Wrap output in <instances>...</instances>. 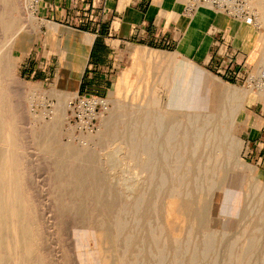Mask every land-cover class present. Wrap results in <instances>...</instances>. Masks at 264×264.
Instances as JSON below:
<instances>
[{"label": "rangeland", "instance_id": "1", "mask_svg": "<svg viewBox=\"0 0 264 264\" xmlns=\"http://www.w3.org/2000/svg\"><path fill=\"white\" fill-rule=\"evenodd\" d=\"M26 3L0 0L3 53L11 70L1 78L0 111L11 124L0 136V167L9 166L8 176L19 182L30 236L15 250L0 214V256L10 264L18 254L25 264H264V157H255L247 143L249 125L264 112V0L250 2L258 28L242 32L248 61L222 32L211 43L207 65L195 63L196 54L189 58L187 49L173 58L180 46L127 49L112 87L102 95L92 134L66 121L65 102L73 91L19 74L12 49L40 24L27 22ZM205 9L186 15L181 41L187 39L186 46L196 41V53L206 44V38L198 43L204 34L195 29ZM48 30L52 41L59 36L63 42L60 69L63 61L76 62L78 54L63 57L65 34H54L50 25ZM87 41L85 36L82 42ZM221 42L232 55L229 63L218 55ZM172 68L187 97L180 107L172 106L162 79ZM190 96L200 97L195 110L188 106ZM228 107L236 109L232 119ZM61 111L65 120L57 118L49 134L46 125ZM214 134L230 136L228 144L214 143ZM263 138L260 130L256 141Z\"/></svg>", "mask_w": 264, "mask_h": 264}, {"label": "crops", "instance_id": "2", "mask_svg": "<svg viewBox=\"0 0 264 264\" xmlns=\"http://www.w3.org/2000/svg\"><path fill=\"white\" fill-rule=\"evenodd\" d=\"M185 2L186 0H39L35 5L39 26L25 32L19 38L18 45L12 49L16 53L18 72L41 86H56L61 65L60 42L59 36L51 40L48 29L49 25H57L66 37L63 57L79 55L77 61L81 68L76 79V93L105 95L112 87L115 73L130 47H158L174 51L180 46L188 21L183 13ZM201 8L203 7H198L192 13L193 17ZM232 21L213 12L209 17H200L195 23V29L197 32L202 30L204 36L199 38L198 43L206 38V44L198 53L195 52L196 41L187 46L182 45L184 49L192 51L189 58L192 59L196 54L195 63L211 64V43L222 32L230 39L231 46L248 61L242 32L250 25L239 22L241 26L238 27L235 23L237 21ZM85 36L88 44L82 42ZM260 130L264 131V112L261 113V121L253 122L247 129V143L251 146L248 151H254L255 157L259 158L264 157V138L262 142L256 141Z\"/></svg>", "mask_w": 264, "mask_h": 264}, {"label": "bare ground", "instance_id": "3", "mask_svg": "<svg viewBox=\"0 0 264 264\" xmlns=\"http://www.w3.org/2000/svg\"><path fill=\"white\" fill-rule=\"evenodd\" d=\"M30 1V2H29ZM26 3L25 4V8L27 10V22H31V23H35L36 22V19L37 17L35 16V10L32 9V4H31V0H26ZM251 2V0H250ZM33 3V2H32ZM34 4V3H33ZM35 5V4H34ZM19 6V5H18ZM20 8V7H19ZM32 10V11H28V10ZM20 10V9H19ZM25 10V11H26ZM214 11H212V9L210 8H207L205 10H203V12L201 13L202 16H209V14ZM22 15V14H21ZM227 16V15H226ZM230 20H233V21H237L236 19H233L231 17H229ZM262 20H263V16H262ZM185 21V20H184ZM225 22V21H224ZM239 22V21H237ZM241 23V22H240ZM223 24V23H222ZM4 25H8V23H4ZM223 26V25H222ZM246 27H249L250 26H246ZM253 27V26H252ZM18 31L17 32H20V30L23 29V27H17ZM3 30V29H2ZM50 30L52 32L55 33H59L58 35H60V33L63 34V32L61 31V28L58 27L57 25H50ZM51 32V33H52ZM53 34V35H54ZM84 43V42H83ZM86 43V42H85ZM185 43V44H184ZM187 43V39L183 41V43L180 45V48L178 49V51L176 53H174L173 55H171L173 58H181V55H182V52H183V49L184 47L182 45H186ZM87 44H88V41H87ZM4 32L3 31H0V87H1V83L2 85L4 84L3 81L1 80L2 76L4 77V74L8 71L11 72L10 68L8 69V63H7V58L9 55H6L3 53V49H4ZM81 51V50H80ZM78 57L79 55H76V62H68V61H63L64 63V68L62 67L60 69V73L58 75V78H57V83H56V86L61 88V90L65 91V93L69 90L73 91V93L76 94V79L79 75V71H80V68H81V64L78 63ZM182 60V59H181ZM184 61V60H183ZM182 61V62H183ZM169 62V61H168ZM185 62V61H184ZM186 64V63H185ZM72 67H71V66ZM173 65V64H172ZM173 69V68H172ZM170 70V68H169ZM175 72V70H171V72H166L167 74L164 73L162 79L165 81H163L164 84H166L165 86H167V83L168 82V94H170L171 96V104L172 106L174 107H180L183 103V100H185L187 97H183L184 94H186L184 91H182V88L181 86H178L179 83L176 82V77L175 75L172 74V72ZM189 71V70H188ZM184 72V70H183ZM169 73V75H168ZM177 73V72H176ZM188 73V72H187ZM195 78H194V81H199V75L196 73L195 74ZM183 76V74H182ZM185 78V77H184ZM183 78V79H184ZM187 78V77H186ZM4 80V79H3ZM79 83V82H78ZM217 84H220V81L217 82ZM66 88V89H64ZM78 89V88H77ZM169 96V95H168ZM200 97L198 96H190V98H188L190 101H188V106L191 107V109L193 108L194 110L198 107L199 104V99ZM2 99H3V96L0 92V103L2 102ZM4 103V102H3ZM66 103V102H65ZM64 103V104H65ZM2 104V103H1ZM1 105H0V109H1ZM170 107V106H169ZM63 109V108H62ZM228 112H229V119H232L233 115H235L236 113V109L234 107H228ZM64 111V109H63ZM209 112V111H208ZM207 112V113H208ZM192 111H190L189 114H191ZM195 113V116H197L198 113H200V111L196 113V111L194 112ZM61 114V115H59ZM57 116H56V120L54 119V123H53V119L52 121L46 125V129H47V132L50 134L51 132H53V128L55 127L56 125V122H57V118L60 119L61 121L62 120H65V115H64V112L62 113V111L59 113ZM176 117H174V119H179L180 118V112L177 111L175 112ZM209 114H211L209 112ZM214 114V113H213ZM223 115V117L225 116L224 114H221V116ZM160 119V118H159ZM158 119V120H159ZM162 120V119H161ZM157 121V120H156ZM181 121V120H180ZM189 121V120H188ZM196 123H197V119L195 120ZM11 120H7V118L4 116L3 112L0 111V136L3 134V133H8L9 129L7 128L6 124L10 123ZM159 122V121H158ZM202 123H205L204 119H203V122ZM196 125V124H195ZM206 125V124H205ZM160 126V124H159ZM180 126V125H179ZM104 128H111V124L110 123H106ZM172 128H173V125H172ZM201 129V128H200ZM207 129V128H206ZM203 131V130H201ZM202 133V132H201ZM169 134H167L168 136ZM171 135V134H170ZM214 143L215 142H218L222 145H226L228 144V140L230 138V136L228 135H221V136H217L216 134H214ZM201 136V134H200ZM170 137V136H169ZM210 137V136H208ZM198 138V136H197ZM168 139V138H167ZM171 139V138H169ZM169 142V141H168ZM167 142V143H168ZM144 145V144H143ZM207 145V144H206ZM155 146V144H154ZM166 146V145H165ZM167 147V146H166ZM143 148V147H142ZM9 149L6 150V153H7V163L9 162V159H10V156H9ZM1 153V152H0ZM227 153V152H226ZM153 154V153H152ZM193 154V152H192ZM229 154V153H228ZM0 157H1V154H0ZM165 157V156H164ZM4 160L6 161L5 157H3ZM2 162V161H1ZM164 162V161H163ZM149 163V161H148ZM229 166V165H228ZM207 167V166H206ZM0 171H1V175H0V214H4V218H5V235H7V238L9 240V242L12 243L13 245V248L15 250H18L19 248H22L24 246V244L26 243L27 241V238H29L30 236V232H29V227L27 226V223H26V220H25V202H24V198H23V195H22V192H21V187L19 185V182L17 180L16 177L14 176H8L7 174V171H9V166L7 167H4V165H2V167H0ZM188 172V171H187ZM212 172V171H211ZM207 173V171H206ZM212 174V173H211ZM220 175V173H219ZM8 176V177H7ZM184 176V175H183ZM152 177V176H151ZM185 177V176H184ZM211 177V176H210ZM7 178V180H6ZM152 179V178H151ZM162 180V179H160ZM163 181V180H162ZM218 181V180H217ZM162 183V182H161ZM210 183V182H209ZM217 184V183H216ZM211 185V183L209 184ZM198 186V185H197ZM196 186V187H197ZM233 186V185H232ZM210 187V186H209ZM213 187V185L210 187V189ZM235 187V185H234ZM161 188V187H160ZM178 189V188H177ZM202 189V188H201ZM209 189V190H210ZM158 190V189H157ZM221 197V196H220ZM240 198V197H239ZM219 199H217L218 201ZM169 203V202H168ZM184 204V203H183ZM186 204V203H185ZM218 205V204H217ZM186 206V205H185ZM179 218V216H178ZM182 219V218H181ZM118 227V226H117ZM117 229V228H116ZM117 231V230H116ZM115 235V234H114ZM117 237V236H116ZM116 239V238H115ZM155 239V238H154ZM7 244V249L9 251V255L12 254V245L11 243ZM153 242V241H152ZM204 250V249H203ZM206 251V250H205ZM204 254V253H202ZM163 255V254H162ZM204 256V255H202ZM12 257V256H11ZM10 257V258H11ZM9 257L7 256H0V264H10L9 263ZM161 259V258H159ZM195 259V258H194ZM204 259V258H203ZM26 257L21 254V255H17V256H14L13 255V264H25L24 262L26 261ZM162 260V259H161ZM196 260V259H195ZM160 261V260H159ZM194 261V260H193ZM196 262V261H195ZM194 262V263H195ZM161 264V263H160Z\"/></svg>", "mask_w": 264, "mask_h": 264}, {"label": "built area", "instance_id": "4", "mask_svg": "<svg viewBox=\"0 0 264 264\" xmlns=\"http://www.w3.org/2000/svg\"><path fill=\"white\" fill-rule=\"evenodd\" d=\"M35 5L39 0H31ZM198 7H207L221 12L237 21L258 28L256 11L250 0H186L183 13L191 15ZM218 43V42H216ZM221 42L218 45V55L222 62L232 61V55L227 52V45ZM264 78V74L260 75ZM104 99L100 95H85L76 93L66 100V121L79 132L94 133L98 128L100 109L103 108ZM50 112V111H49Z\"/></svg>", "mask_w": 264, "mask_h": 264}]
</instances>
